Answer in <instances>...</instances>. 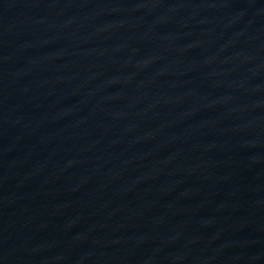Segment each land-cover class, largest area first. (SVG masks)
Returning a JSON list of instances; mask_svg holds the SVG:
<instances>
[{
    "label": "water",
    "instance_id": "obj_1",
    "mask_svg": "<svg viewBox=\"0 0 264 264\" xmlns=\"http://www.w3.org/2000/svg\"><path fill=\"white\" fill-rule=\"evenodd\" d=\"M0 264H264V0H0Z\"/></svg>",
    "mask_w": 264,
    "mask_h": 264
}]
</instances>
